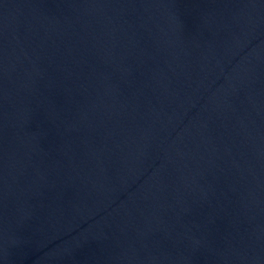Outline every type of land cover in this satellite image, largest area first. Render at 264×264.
<instances>
[{"label":"water","instance_id":"95a60500","mask_svg":"<svg viewBox=\"0 0 264 264\" xmlns=\"http://www.w3.org/2000/svg\"><path fill=\"white\" fill-rule=\"evenodd\" d=\"M0 264H264V0H171L2 122Z\"/></svg>","mask_w":264,"mask_h":264}]
</instances>
